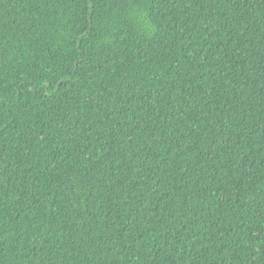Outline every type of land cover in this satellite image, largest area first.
I'll use <instances>...</instances> for the list:
<instances>
[{
	"label": "trees",
	"instance_id": "1",
	"mask_svg": "<svg viewBox=\"0 0 264 264\" xmlns=\"http://www.w3.org/2000/svg\"><path fill=\"white\" fill-rule=\"evenodd\" d=\"M0 264H264V0H0Z\"/></svg>",
	"mask_w": 264,
	"mask_h": 264
}]
</instances>
